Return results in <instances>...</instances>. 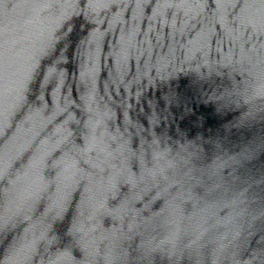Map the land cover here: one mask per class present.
I'll use <instances>...</instances> for the list:
<instances>
[{
  "label": "water",
  "instance_id": "water-1",
  "mask_svg": "<svg viewBox=\"0 0 264 264\" xmlns=\"http://www.w3.org/2000/svg\"><path fill=\"white\" fill-rule=\"evenodd\" d=\"M0 264H264V0H0Z\"/></svg>",
  "mask_w": 264,
  "mask_h": 264
}]
</instances>
